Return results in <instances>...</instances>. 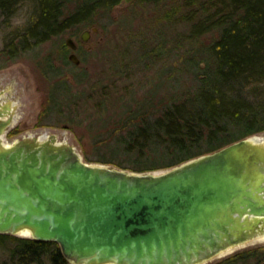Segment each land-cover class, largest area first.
<instances>
[{"label":"water","instance_id":"1","mask_svg":"<svg viewBox=\"0 0 264 264\" xmlns=\"http://www.w3.org/2000/svg\"><path fill=\"white\" fill-rule=\"evenodd\" d=\"M0 233L54 241L72 264L204 263L264 235V136L162 172L87 163L54 134L0 137Z\"/></svg>","mask_w":264,"mask_h":264},{"label":"trees","instance_id":"2","mask_svg":"<svg viewBox=\"0 0 264 264\" xmlns=\"http://www.w3.org/2000/svg\"><path fill=\"white\" fill-rule=\"evenodd\" d=\"M25 1L33 12L24 28L4 41L0 58L14 61L70 27L89 24L93 13L110 11L121 0H0V22ZM185 21L188 44L176 71L187 74L195 88L158 97L154 86L138 95L106 83L96 94H85L84 84L78 88L79 83L72 87L62 81L50 90L46 112L54 108L49 104L60 103L78 111L88 100L95 101L96 113L109 112L102 132L97 128L93 135L98 151L85 150V159L152 171L264 131V0H201ZM207 35L211 39L205 41ZM161 69L159 80L165 75ZM101 146L109 152H101ZM0 247L7 253L0 264H72L54 241L0 233Z\"/></svg>","mask_w":264,"mask_h":264},{"label":"rangeland","instance_id":"3","mask_svg":"<svg viewBox=\"0 0 264 264\" xmlns=\"http://www.w3.org/2000/svg\"><path fill=\"white\" fill-rule=\"evenodd\" d=\"M200 4L201 0H121L110 11L93 13L89 24L70 27L24 51L14 61L0 58V103L14 109L13 121L2 134L4 141L12 143L28 133L54 134L56 143L73 146L83 161L98 163L85 159L84 151H98L93 135L97 128L102 132V119L110 116L109 112L96 113L94 100H88L78 111L61 103L49 104L54 108L46 112L48 93L62 81L72 87L79 83L78 88L84 84L85 94L98 92L106 83H113L120 92L127 88L138 95L154 86L158 97L195 88L197 84L187 74L181 77L176 70L188 44L186 13L196 11ZM32 12L30 1L21 2L8 20L0 22V47L24 28ZM92 27H97V32L91 31ZM86 29L91 31L87 41L81 38ZM68 36L78 44V65L68 59ZM210 39V35L204 37L205 41ZM161 68L165 75L159 80L156 74ZM257 135L264 136V131ZM100 151L109 152L105 146ZM256 245L264 247V236ZM252 252L254 256L249 257ZM6 256V248L0 247V261ZM262 257L264 251H233L201 264H254Z\"/></svg>","mask_w":264,"mask_h":264},{"label":"flooded vegetation","instance_id":"4","mask_svg":"<svg viewBox=\"0 0 264 264\" xmlns=\"http://www.w3.org/2000/svg\"><path fill=\"white\" fill-rule=\"evenodd\" d=\"M73 42H74V46L75 47L71 48L69 46V48H70V53L69 54L74 53L77 56V58L79 59V62L78 63H74L73 62V63L78 65L81 62L80 58L77 55L79 47H78V44L76 43L75 40ZM69 54H68V59H69ZM13 112H14V109L12 107H10L8 104L1 105V103H0V137H3L2 134H3L4 129L6 127H8L10 125V123L13 121V119H12ZM263 236H261V238H263ZM259 240H260V237L258 239H254L252 241H249V242L237 245V246H233L230 249H228V251H229L228 253H231L233 251H250V252L251 251H254V252L255 251H264V247L263 246L256 245ZM248 256L249 257H253L254 254L253 255H249L248 254ZM263 261H264V257L258 259L254 264H260Z\"/></svg>","mask_w":264,"mask_h":264},{"label":"bare ground","instance_id":"5","mask_svg":"<svg viewBox=\"0 0 264 264\" xmlns=\"http://www.w3.org/2000/svg\"><path fill=\"white\" fill-rule=\"evenodd\" d=\"M2 138H3V137H2ZM14 140H15V139H14ZM21 235H25V236H26L27 234L23 233V234H21ZM262 239H263V238H262ZM259 241H260V240H259Z\"/></svg>","mask_w":264,"mask_h":264}]
</instances>
